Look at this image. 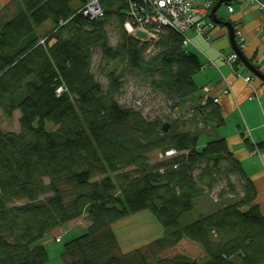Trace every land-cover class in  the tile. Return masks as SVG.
I'll return each instance as SVG.
<instances>
[{
	"label": "trees",
	"instance_id": "obj_1",
	"mask_svg": "<svg viewBox=\"0 0 264 264\" xmlns=\"http://www.w3.org/2000/svg\"><path fill=\"white\" fill-rule=\"evenodd\" d=\"M89 1L9 0L0 9V110L20 113L18 131L0 128V264H45L40 239L82 216L89 225L63 244L62 264H264V214L216 136L225 120L194 81L199 55L171 27L152 47L127 33L128 0H98L94 19L83 13ZM128 77L160 95L162 113L118 101ZM202 134L213 139L199 147ZM145 210L163 234L123 253L111 225ZM183 239L201 258L160 256Z\"/></svg>",
	"mask_w": 264,
	"mask_h": 264
},
{
	"label": "crops",
	"instance_id": "obj_2",
	"mask_svg": "<svg viewBox=\"0 0 264 264\" xmlns=\"http://www.w3.org/2000/svg\"><path fill=\"white\" fill-rule=\"evenodd\" d=\"M1 1L5 5L9 0ZM231 4L234 11L224 20L238 25L245 42L241 52L264 74V20L255 7L240 0H232ZM205 22L211 23V20ZM188 33V49L199 55L203 66L202 71L194 75V81L200 91L208 88V96L218 99L216 104L225 120L216 136L226 139L240 160L247 178L254 184V202L264 214V82L255 78L244 65L234 73L221 59V54L232 52L224 26L214 25L209 30V42L192 30ZM246 76L252 79L247 82Z\"/></svg>",
	"mask_w": 264,
	"mask_h": 264
},
{
	"label": "rangeland",
	"instance_id": "obj_3",
	"mask_svg": "<svg viewBox=\"0 0 264 264\" xmlns=\"http://www.w3.org/2000/svg\"><path fill=\"white\" fill-rule=\"evenodd\" d=\"M4 6V2L0 0V9ZM1 11V10H0ZM216 16L220 19H228L230 14L226 11L225 4L216 10ZM210 20L208 18L205 21ZM46 25V24H44ZM108 27V36L110 37V42L115 43V31L114 28L110 25ZM189 36L188 32H185ZM136 39H145V35L141 31H137L133 35ZM98 52L95 51L93 55V68H96V65L99 61ZM98 79L105 83V80L98 76ZM118 101L126 106H132L143 111L144 115L153 117L158 113H162L159 110V107L163 105V100L160 95L153 93L141 82H138L136 79L128 77L126 83L123 87V92L119 95ZM20 118L19 111H14L12 116L7 117L0 110V128L5 131H18V121ZM49 126V125H48ZM209 135L202 134L198 137V145L206 144L207 141L212 140ZM161 156L159 153H153L152 161L160 160ZM224 186V182H221L216 189ZM215 189V190H216ZM202 207V204H200ZM199 207V209H200ZM89 225V221L86 220L85 216H82L80 219L71 221V223H66L50 231L48 235L40 239L38 243H43L46 252L49 256L48 261L45 264H62V247L63 244L72 238L81 236L86 232V228ZM111 229L115 233L116 239L118 240L119 249L126 253L133 249L145 246L148 242L157 239L163 234V227L159 224L151 213L148 210L135 212L125 216L123 219L115 221L111 225ZM54 236H60L61 241L55 242ZM182 253L188 257L201 258L202 250L195 243L183 239L179 244L174 247L168 248V250L160 253L161 257H169L174 254Z\"/></svg>",
	"mask_w": 264,
	"mask_h": 264
},
{
	"label": "built area",
	"instance_id": "obj_4",
	"mask_svg": "<svg viewBox=\"0 0 264 264\" xmlns=\"http://www.w3.org/2000/svg\"><path fill=\"white\" fill-rule=\"evenodd\" d=\"M219 0H128L127 15L128 19L123 24L127 33L134 35L135 32L141 31L145 35L143 42L150 43V47L158 38L159 33L166 28H173L179 34L184 36L183 45H188L190 39L185 34L190 30L194 31L199 37L206 42L210 40L209 30L214 23L205 22L209 18L211 8ZM242 3L255 7L258 10L262 20H264V0H240ZM226 11L232 14L234 4H225ZM84 15L90 19L101 17L102 8L99 6L98 0H90L83 10ZM234 26V36L239 49L244 46V37L239 31L238 25ZM221 59L229 64L235 63L238 59L236 53L221 54ZM251 76H246L245 81L249 82ZM208 91V88H205ZM207 96V95H206ZM217 98H213V102H217ZM169 154L174 153L169 151Z\"/></svg>",
	"mask_w": 264,
	"mask_h": 264
},
{
	"label": "water",
	"instance_id": "obj_5",
	"mask_svg": "<svg viewBox=\"0 0 264 264\" xmlns=\"http://www.w3.org/2000/svg\"><path fill=\"white\" fill-rule=\"evenodd\" d=\"M232 0H219L212 8L211 13L209 15V19L211 22H213L215 25L224 26L227 29L229 42L231 43L232 52L236 53L240 62L245 66V68L255 77L264 82V74L261 73L257 67H255L252 63L249 62V60L244 56V54L241 52V50L237 47L235 42V36H234V26L231 21L219 19L216 16V10L221 6V4H227L231 3ZM168 128V125L166 123L163 124L162 131H166Z\"/></svg>",
	"mask_w": 264,
	"mask_h": 264
},
{
	"label": "bare ground",
	"instance_id": "obj_6",
	"mask_svg": "<svg viewBox=\"0 0 264 264\" xmlns=\"http://www.w3.org/2000/svg\"><path fill=\"white\" fill-rule=\"evenodd\" d=\"M236 42V41H235ZM237 43V42H236ZM237 45V44H236Z\"/></svg>",
	"mask_w": 264,
	"mask_h": 264
}]
</instances>
